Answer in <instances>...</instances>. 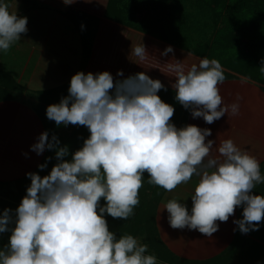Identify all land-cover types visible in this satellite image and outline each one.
I'll return each instance as SVG.
<instances>
[{
    "label": "clouds",
    "instance_id": "9594fccd",
    "mask_svg": "<svg viewBox=\"0 0 264 264\" xmlns=\"http://www.w3.org/2000/svg\"><path fill=\"white\" fill-rule=\"evenodd\" d=\"M74 2L62 0L64 5ZM26 25V16L0 0V52L21 40ZM170 52L168 45L160 56ZM130 54L140 62L150 55L143 42L131 46ZM173 59L163 65L174 78V99L193 118L212 124L225 114H239L241 97L225 104L220 94L225 75L217 59L204 57L187 68ZM259 68L264 73V58ZM161 89L167 91L145 72L124 77L118 70L114 78L107 70L77 71L71 76L68 94L46 107V117L57 126H85L89 135L71 153L47 130L30 146L37 155L54 151L56 163L46 175L26 173V194L15 209L0 212V234L8 233L0 264H157L146 244L131 234L118 236L106 218L127 220L134 214L145 173L150 184L169 192L197 178L190 209L187 197L168 199L159 211L166 209L173 229L211 238L219 229L217 221H228L236 208L242 209L241 218L233 223L242 234L259 229L264 195L253 189L264 183V175L257 157L230 138L218 146L217 140L206 141L210 128L177 127L171 120L175 108L160 98ZM52 158L38 168H47Z\"/></svg>",
    "mask_w": 264,
    "mask_h": 264
},
{
    "label": "trees",
    "instance_id": "16d2710c",
    "mask_svg": "<svg viewBox=\"0 0 264 264\" xmlns=\"http://www.w3.org/2000/svg\"><path fill=\"white\" fill-rule=\"evenodd\" d=\"M168 1L109 0L103 18L80 11L69 14L68 17L80 32L83 44L82 63L78 71L95 73L107 70L114 78L118 70L123 71L124 77L145 72L150 78L159 79L167 91L161 89L158 95L164 102L174 106L175 111L171 120L177 127L186 125L190 111L184 109L174 99L175 92L171 87L174 78L163 65L169 60L174 63L173 58L181 60L186 68L204 57L217 59L222 65L225 79L245 78L264 87V73L259 68L261 59L264 58V0H206L213 7L217 22L211 42L199 51H194V55L173 49V52L166 56H160V52L167 45L161 28L164 27ZM141 42L150 54L143 62L130 54L131 46L134 47ZM69 83L70 81L60 88L43 93L34 108L45 130L49 132V138L53 134L57 135L61 146H68L71 153L82 145L83 139L89 135L88 129L85 126L69 124L70 131H64L63 125L57 126L46 117V107L58 103L62 96L68 94ZM15 88V81L0 65V102L10 100ZM50 156L53 158L47 162V168L44 170L37 168L35 172L41 176L48 174L56 163L54 151L47 150L42 161L45 163L46 157ZM260 168L264 169V164ZM148 180L149 177L145 173L139 190L140 203L134 208L132 216L127 220L106 217L110 230L116 232L118 236L123 234L145 236L146 242L160 263L188 264L169 252L159 237L156 214L158 205L167 191L150 184ZM29 184L30 178L27 177L9 183L0 182L2 196H5L0 198V212L6 207L15 209L18 203L10 199L17 200ZM263 191L264 188L260 187L258 193H255L262 192L264 195ZM247 234L248 237H243L241 232L236 234L229 254L239 248L240 264H257L258 261L264 264V220L260 222L258 230ZM7 240L8 233L0 234V247H3ZM228 258L229 256L222 255L212 262L193 264H225Z\"/></svg>",
    "mask_w": 264,
    "mask_h": 264
},
{
    "label": "crops",
    "instance_id": "0c3cea01",
    "mask_svg": "<svg viewBox=\"0 0 264 264\" xmlns=\"http://www.w3.org/2000/svg\"><path fill=\"white\" fill-rule=\"evenodd\" d=\"M108 1H106L104 9L101 11V16L95 10L85 11L81 8H74V10L103 18ZM55 2L62 3V0H55ZM38 10L40 13L42 12V10ZM38 10H35V8L27 9L25 12L28 31L21 34V41L31 46L30 51H26V57L32 58L34 73L31 74L28 86L34 88H29V91L47 92L67 84L71 76L79 70L82 63L83 44L79 30L68 17L69 12L60 11L56 7V9H50L51 11L41 13V15L45 14L46 16H41L39 13L38 16H34L30 13ZM60 12L62 15H60ZM23 15L24 13L20 16ZM60 16H62V20H57ZM60 21H65L64 27L68 28L67 33H58ZM168 45L170 44L167 43L166 46ZM172 48L178 49L173 46ZM57 59H59L60 70L56 63ZM28 61L26 59L22 63L28 65ZM5 71L8 74L10 73L9 70L5 69ZM218 87L225 104L235 102L237 95L241 97L239 100V114L235 116L225 114L212 124H207L203 118H193L191 112H189L186 124H194L200 128H210L212 135L206 137V141L209 139L217 140V146L223 139H232L238 147L257 157L260 167L263 166L264 87L245 78L225 79ZM39 88L42 89L38 90ZM16 90L17 86L13 96ZM13 96L10 100L0 102V182L2 183L22 180L21 177H26V173L35 172L47 152L46 149L42 154L37 155L31 150L30 146L36 142V138L45 131V128L35 108L26 105L24 101H21L22 99L18 102L13 101ZM32 99L34 98L32 97ZM212 155L215 156L218 153L213 151ZM5 161H12L14 166L5 165ZM196 180L197 178L194 176L187 183L178 185L171 192L167 191L158 205L156 214L160 239L169 252L180 260L188 262V264L212 262V260L222 255L228 257L236 234L240 232L233 223L234 219L239 218L238 208L235 209L234 215L230 216L228 221H217L219 229L212 234L211 238L196 230L173 229L169 226L166 209L159 213L160 209L169 197L170 199L176 198L179 200L188 197L184 203L190 209L191 198L189 196L194 190ZM234 229L237 230L234 231Z\"/></svg>",
    "mask_w": 264,
    "mask_h": 264
},
{
    "label": "rangeland",
    "instance_id": "374dc122",
    "mask_svg": "<svg viewBox=\"0 0 264 264\" xmlns=\"http://www.w3.org/2000/svg\"><path fill=\"white\" fill-rule=\"evenodd\" d=\"M106 1L107 0H75V2L71 5H64L63 3L55 2V0H6V3H8L10 11H16L17 9V12L19 13L18 15L24 13L23 16H26L25 12L27 11V9L35 8V10L40 9L43 12L51 11L50 9H56V7L59 8L60 11H65L66 13L69 12V14L77 13L74 8H81L85 11L95 10V12L101 16V11H103L102 9H104ZM90 6L94 9H92ZM55 11L59 13V11ZM30 13L34 16H38V13L41 15L39 10ZM60 15H62L61 12ZM41 16L46 15L44 14ZM61 18L62 16H60V18H58L57 20H62ZM60 22L61 23L59 25L60 27H58V33H67L68 28L64 27L65 21ZM216 23L217 22L214 11L208 4V2H206V0H169L166 5L165 20L163 24L164 27L161 28V31L165 34L164 41L167 40L166 43L178 48L185 54L189 53L188 55H194L196 51H199L203 46H207L211 42L216 31ZM72 28L73 30H75L74 27ZM30 48L31 46L23 43L21 40L13 43L6 53L0 52V65L2 68L5 67L3 68L4 70L6 69L10 71L9 75L15 81V84L17 86V90L14 93L12 100L18 102L22 99L21 101H24L26 105H31L34 108L38 104L37 100H39L45 92L34 90L29 91L31 88H34L32 86H28L31 74L34 73V69H32L33 60L29 56H27L28 58L26 57V51H30ZM26 59L29 60L28 65L23 64ZM57 60L58 61L56 63L59 68V59ZM40 89L42 88H39L38 90ZM32 97L34 99H32ZM63 130L70 131L68 126H64ZM4 163L5 165L11 167L14 166L12 161H5ZM260 170L261 174L264 175V169L260 168ZM25 178V176L21 177V179ZM26 187L23 193L18 196L17 200L10 199V201L19 204L21 198L26 194ZM260 187L264 188V183L257 184L253 191L258 193L257 190L260 189ZM0 191V198H5V196H2L3 191ZM259 195H263L262 192H260ZM168 199H170V197ZM238 209L239 218H241L242 209ZM242 236L248 237V234H242ZM136 238L140 243L147 245V254L155 255L153 250L150 248L149 243L146 242L145 236L137 235ZM231 252L232 253L229 254V258L225 264H240L241 256L239 254V248L236 251ZM157 264L164 263H160L157 260Z\"/></svg>",
    "mask_w": 264,
    "mask_h": 264
}]
</instances>
